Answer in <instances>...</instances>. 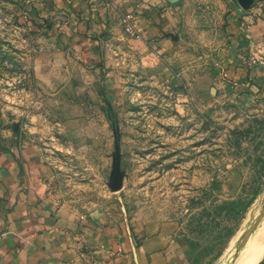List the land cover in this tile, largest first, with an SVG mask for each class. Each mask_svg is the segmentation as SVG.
Returning a JSON list of instances; mask_svg holds the SVG:
<instances>
[{"label":"rangeland","instance_id":"obj_1","mask_svg":"<svg viewBox=\"0 0 264 264\" xmlns=\"http://www.w3.org/2000/svg\"><path fill=\"white\" fill-rule=\"evenodd\" d=\"M30 2L0 0V152L40 147L56 193L79 211L107 210L133 227L177 222L180 264H235L264 200V100L224 74L239 0H168L175 47L146 75L131 47L110 41L99 59L71 50L68 73L49 71L51 44ZM126 16L119 27L135 38Z\"/></svg>","mask_w":264,"mask_h":264},{"label":"crops","instance_id":"obj_2","mask_svg":"<svg viewBox=\"0 0 264 264\" xmlns=\"http://www.w3.org/2000/svg\"><path fill=\"white\" fill-rule=\"evenodd\" d=\"M166 2L31 0L27 8L51 44L47 55L54 63L49 61V71L68 73L65 59L71 50L87 60L99 59L110 41L122 50L131 47L137 56L134 64L146 75L160 71L164 55L175 47L178 19L173 12L172 27ZM239 2L237 11L246 20L234 26L223 48L224 74L235 91L264 100V61L245 62L264 47V3ZM122 14L132 16L137 37L123 35L118 24ZM54 186L53 167L40 147L29 144L0 152V264H180L185 259L186 243L177 222L133 227L122 216L114 220L107 210L79 211L66 205ZM256 264H264V251Z\"/></svg>","mask_w":264,"mask_h":264},{"label":"bare ground","instance_id":"obj_3","mask_svg":"<svg viewBox=\"0 0 264 264\" xmlns=\"http://www.w3.org/2000/svg\"><path fill=\"white\" fill-rule=\"evenodd\" d=\"M255 210L256 212L253 213L251 222L257 224V231L255 235L252 236L247 246H245V250L235 264H256L260 260L264 251V200L256 203ZM232 258L233 254L231 253V250H229L225 261L230 262Z\"/></svg>","mask_w":264,"mask_h":264},{"label":"built area","instance_id":"obj_4","mask_svg":"<svg viewBox=\"0 0 264 264\" xmlns=\"http://www.w3.org/2000/svg\"><path fill=\"white\" fill-rule=\"evenodd\" d=\"M25 17H27V13L25 14ZM124 23H125L126 32L132 36L137 37L138 34L136 32L135 23L131 18V16H126L124 18ZM263 61H264V47L262 49L253 51L252 54L249 56V58L245 60V62L249 65L262 63Z\"/></svg>","mask_w":264,"mask_h":264}]
</instances>
